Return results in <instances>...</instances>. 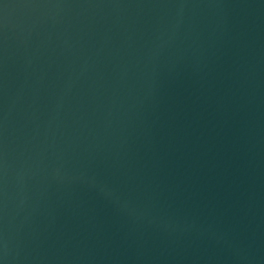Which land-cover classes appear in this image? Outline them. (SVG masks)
Wrapping results in <instances>:
<instances>
[{
	"label": "water",
	"instance_id": "obj_1",
	"mask_svg": "<svg viewBox=\"0 0 264 264\" xmlns=\"http://www.w3.org/2000/svg\"><path fill=\"white\" fill-rule=\"evenodd\" d=\"M0 264H264V0H0Z\"/></svg>",
	"mask_w": 264,
	"mask_h": 264
}]
</instances>
